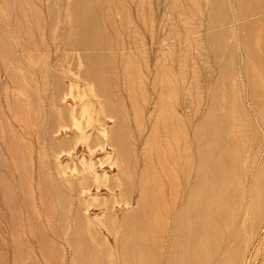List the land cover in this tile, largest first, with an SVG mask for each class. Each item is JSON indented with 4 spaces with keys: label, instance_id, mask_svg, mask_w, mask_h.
<instances>
[{
    "label": "rangeland",
    "instance_id": "obj_1",
    "mask_svg": "<svg viewBox=\"0 0 264 264\" xmlns=\"http://www.w3.org/2000/svg\"><path fill=\"white\" fill-rule=\"evenodd\" d=\"M0 264H264V0H0Z\"/></svg>",
    "mask_w": 264,
    "mask_h": 264
},
{
    "label": "bare ground",
    "instance_id": "obj_2",
    "mask_svg": "<svg viewBox=\"0 0 264 264\" xmlns=\"http://www.w3.org/2000/svg\"><path fill=\"white\" fill-rule=\"evenodd\" d=\"M206 262V261H205Z\"/></svg>",
    "mask_w": 264,
    "mask_h": 264
}]
</instances>
